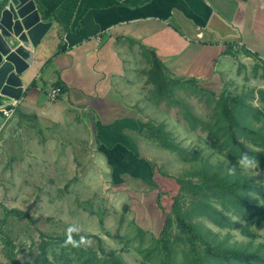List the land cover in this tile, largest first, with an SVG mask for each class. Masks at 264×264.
<instances>
[{"label":"rangeland","instance_id":"374dc122","mask_svg":"<svg viewBox=\"0 0 264 264\" xmlns=\"http://www.w3.org/2000/svg\"><path fill=\"white\" fill-rule=\"evenodd\" d=\"M228 74L230 76L226 80L223 78L224 86L244 102L241 120L259 128L264 137V67L236 65ZM219 87L214 92L205 93V90L202 92L187 85L180 89L179 94L171 96V99L179 97L186 100L193 114L204 122L203 127L200 124L191 127L183 115L182 105L166 99L157 101L161 97L157 94L151 96L154 107L151 110L148 108L149 119L163 123L175 142L189 152V158H193L196 152L199 154L198 160L184 162L151 140L146 131L143 132L149 141L144 140L137 146L138 153L141 159L156 164L152 179L166 193V197L162 198L165 212H171L173 198L180 192L177 179L199 184L202 175L198 173L204 166L205 174L218 171L222 176L229 175L264 187V165L259 160H253L247 168L241 165L235 168L227 158L217 153L221 141L211 136L210 132L215 122V101L212 97H217ZM58 100L62 104L48 108L47 114L41 118L37 114L33 116L32 112L20 127L14 124L8 133L0 127V205L26 213L21 218L9 217L1 225L0 264H11L3 255L5 246L1 239L10 245L20 264H41L37 260L45 241L53 243L48 258L57 264H65L67 260L70 264H78L83 256L80 247L93 249L101 256L95 239H82V245L69 249L51 240L74 234L98 237L105 249L114 250L124 264H161L164 253L153 241L159 238L165 220L157 204H154L158 192L151 193L147 182L144 184L129 174H121L120 181L115 182L111 165L118 164L111 162L109 157L112 155L99 150L96 128L83 126L80 122L87 119L86 116L69 110L71 107L66 104L65 97ZM3 116L0 115V122ZM239 139L250 148L264 150L257 145L262 144L261 141L251 144L250 139ZM137 193L147 195L142 197ZM259 193L262 194L250 189L246 194L264 203ZM197 201L200 199L191 193L181 194L182 211L199 225L205 242H198L202 255L206 243H209L214 247L256 251L264 256V228L250 226L253 238L249 239L242 237L238 230L216 227L211 220L201 216V208L196 207ZM208 202L222 210L224 215L244 224V220L232 216L231 210H223L220 199L209 197ZM2 217L0 207V219ZM101 217L104 219L103 226L100 225ZM135 226L146 231L142 239L138 237ZM171 240L173 264H187L189 245L176 223L171 230ZM207 264L219 263L212 260Z\"/></svg>","mask_w":264,"mask_h":264},{"label":"crops","instance_id":"0c3cea01","mask_svg":"<svg viewBox=\"0 0 264 264\" xmlns=\"http://www.w3.org/2000/svg\"><path fill=\"white\" fill-rule=\"evenodd\" d=\"M35 2L42 19L53 25L21 76L22 99L7 120L0 110L4 133L24 123L16 122V107L24 116L33 112L41 118L62 104L61 97H48L61 81L69 88L62 96L69 110L87 118L82 116L83 126L107 124L113 142L138 150L149 141L139 129L150 118L152 94L173 101L171 96L187 85L214 92L236 65L264 67V0ZM34 79L39 85L27 91Z\"/></svg>","mask_w":264,"mask_h":264},{"label":"trees","instance_id":"16d2710c","mask_svg":"<svg viewBox=\"0 0 264 264\" xmlns=\"http://www.w3.org/2000/svg\"><path fill=\"white\" fill-rule=\"evenodd\" d=\"M39 10L43 12L41 6H39ZM50 62L51 59L48 60L46 64H49ZM38 85L39 82L34 79L27 87V91ZM42 86L45 90L47 84H43ZM53 87L60 88L61 98L69 91L68 86L61 81L55 82ZM196 88L203 92V89ZM204 92L207 93L208 91L205 90ZM174 94L176 96V93ZM163 98L164 97H159L158 100L160 101ZM212 98L215 101L213 113L215 116V122L211 128L210 135L221 141L217 153L227 158L230 161L231 166L235 168L240 166L239 160L242 155H247L249 162L259 160L264 165V150L250 148L248 144H245L239 139H250L251 144H257V141H261L262 144L257 145L264 148V137L261 136V130L250 126L249 121L243 122V120H241L243 117V115L241 116V110L243 109L244 102L241 101L238 96L232 95L224 85L219 91L217 97ZM170 102L183 106V115L187 118L192 128H195L197 124H200L203 127L204 122L199 120L193 114L186 100L175 97V99ZM15 112L20 117L19 120H24L22 118L26 117L19 112L17 107L15 108ZM141 124L142 127L139 129V133L146 131L148 137L151 140L156 141L164 150L174 153L184 162H194L198 160L199 154L197 152L194 154L193 158H189V152L185 148H181V146L175 142L171 132L169 129L165 128L163 123H156L148 119L147 121L141 122ZM106 125L107 124H101L97 121L96 141L100 145L99 150L106 153L108 156L112 155L109 157L111 162L118 164L111 165L115 182H117V180L118 182L120 181L119 176L121 174H129L134 179L141 180L144 184L147 182L146 185L149 186L151 191H158L154 204H157L158 209L161 210L162 215L165 216V220L159 238H156L153 241L154 245L159 247L164 253V258L161 261V264H173L174 248L173 241L171 240V230L175 223L180 230V234L185 236L186 243L189 245L190 255H187V264H207L212 260L219 264H224L225 262L232 264H264V256L256 251H246L242 248H222L221 246L217 247V245L214 247L209 243H206V249L204 255H202L198 249V242L203 244H205V242L199 231V225L194 223L192 218L182 211L181 206V194L184 192L191 193L192 196L200 199V201H197L198 205L196 207H198V209L201 208V216L211 220L216 227L238 230L242 237L252 239L253 235L250 234L249 231L250 226L257 225L258 227L264 228V203L246 193H248L250 189L253 191L256 189L262 193H259V195L264 201V187L261 185L248 184L236 177H229V175L222 176L218 171L205 174L206 171L204 172V170L206 169L204 166L198 173L202 175L199 184L194 183L191 180L177 179V183L180 185V192L173 198L174 203L171 212H165L162 206V198L166 193L160 191L158 185L153 182L154 165L141 159L136 147H130L122 140L113 142V135L110 133L111 130L109 127L107 128ZM128 135L130 136V139L135 141V138L131 133H128ZM102 145L105 146V148ZM198 174L194 173V175ZM164 176L169 177L167 175ZM122 183L123 182H121V184ZM209 197L220 199L222 201L223 210H231L232 216L244 220V224H239L235 219L224 215L222 210L212 207L208 202ZM0 207L3 211V217L0 219L1 235V225L5 224L9 217L21 218L25 217L26 213L14 208H6L3 205H0ZM100 225H104V219L102 217L100 218ZM135 227L138 237L142 239L146 235V231L138 226ZM82 239L97 240L101 256H98V253L93 249L80 247L79 249L83 256L78 264H124L116 255V252L114 250L107 251L103 245V241L96 236L74 234L64 238L51 240L52 242L55 241V244L62 245L64 249H69L75 245H82ZM1 241L5 246V249L2 250L3 255L11 264H20L12 253L10 245H8L3 239H1ZM52 244L53 243H47L46 241L42 243L40 254L38 256L39 258L37 260L41 264H57L48 258L50 247L54 246ZM65 264H70V260H67Z\"/></svg>","mask_w":264,"mask_h":264},{"label":"water","instance_id":"95a60500","mask_svg":"<svg viewBox=\"0 0 264 264\" xmlns=\"http://www.w3.org/2000/svg\"><path fill=\"white\" fill-rule=\"evenodd\" d=\"M52 25L42 19L35 0H0V108L9 110L22 99L21 76L34 64Z\"/></svg>","mask_w":264,"mask_h":264},{"label":"built area","instance_id":"2783aa9c","mask_svg":"<svg viewBox=\"0 0 264 264\" xmlns=\"http://www.w3.org/2000/svg\"><path fill=\"white\" fill-rule=\"evenodd\" d=\"M60 96V88L58 87H52L50 90H49V99L50 100H57L58 97ZM13 107L9 110H6L4 108H0L2 114L5 116V120H7L13 113Z\"/></svg>","mask_w":264,"mask_h":264},{"label":"clouds","instance_id":"9594fccd","mask_svg":"<svg viewBox=\"0 0 264 264\" xmlns=\"http://www.w3.org/2000/svg\"><path fill=\"white\" fill-rule=\"evenodd\" d=\"M250 163L251 162H249L247 155H242L241 159L239 160V164L245 168L249 167Z\"/></svg>","mask_w":264,"mask_h":264}]
</instances>
